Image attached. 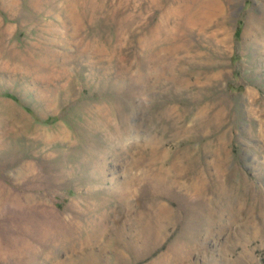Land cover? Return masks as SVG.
<instances>
[{"label":"rangeland","instance_id":"374dc122","mask_svg":"<svg viewBox=\"0 0 264 264\" xmlns=\"http://www.w3.org/2000/svg\"><path fill=\"white\" fill-rule=\"evenodd\" d=\"M216 1L0 0V264H264V0Z\"/></svg>","mask_w":264,"mask_h":264},{"label":"bare ground","instance_id":"6f19581e","mask_svg":"<svg viewBox=\"0 0 264 264\" xmlns=\"http://www.w3.org/2000/svg\"><path fill=\"white\" fill-rule=\"evenodd\" d=\"M217 1H218V0H217ZM217 1H216V2H217ZM204 2H205V1H204ZM218 3H219V1H218ZM219 4H220V3H219ZM219 4H216V5H217V6H220L221 4H220V5H219ZM222 6H223V5H222ZM207 10H208V9H207Z\"/></svg>","mask_w":264,"mask_h":264}]
</instances>
